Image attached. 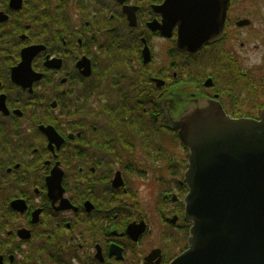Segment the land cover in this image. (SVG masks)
Returning a JSON list of instances; mask_svg holds the SVG:
<instances>
[{
	"label": "flooded vegetation",
	"instance_id": "af4514ba",
	"mask_svg": "<svg viewBox=\"0 0 264 264\" xmlns=\"http://www.w3.org/2000/svg\"><path fill=\"white\" fill-rule=\"evenodd\" d=\"M165 2L0 0V264H170L186 250L189 151L162 102L173 118L215 100L259 119L264 0H229L222 35L194 54L157 28ZM152 173L165 186L149 211L130 178Z\"/></svg>",
	"mask_w": 264,
	"mask_h": 264
},
{
	"label": "water",
	"instance_id": "95a60500",
	"mask_svg": "<svg viewBox=\"0 0 264 264\" xmlns=\"http://www.w3.org/2000/svg\"><path fill=\"white\" fill-rule=\"evenodd\" d=\"M229 0H166L165 36L194 54L224 30ZM170 126L189 150L184 181L188 248L170 264H264V109L259 119L232 118L214 100H195ZM142 227L140 232H143Z\"/></svg>",
	"mask_w": 264,
	"mask_h": 264
},
{
	"label": "rangeland",
	"instance_id": "374dc122",
	"mask_svg": "<svg viewBox=\"0 0 264 264\" xmlns=\"http://www.w3.org/2000/svg\"><path fill=\"white\" fill-rule=\"evenodd\" d=\"M156 46V56L158 59H161V61H164L166 64L169 63L168 61V55L167 51L169 48L174 47V44L171 41H162V42H157L155 43ZM251 53L249 56L246 58V64L251 65L254 62L258 61L256 57H259L263 51L261 49L258 51V49L250 50ZM258 51V52H257ZM197 64L198 63H203V57H200L197 61H195ZM205 66L202 65V67L199 69V74L202 75L205 73ZM180 157H182V149L178 150ZM154 173L149 174L145 178H130V181H133L135 185L137 186L138 190L140 191V195L142 196V199L146 201L147 203V208L150 207L149 211L156 205V201L158 200L157 197H159L160 191L164 188L165 185H160V183H157L155 181V178L153 177ZM160 217L159 219H155V222H159L157 225H160ZM153 223V222H152ZM162 226V223H161ZM149 236L151 238L153 237L152 241L151 238L146 240V244L150 245H156L157 242L155 240V234L152 233Z\"/></svg>",
	"mask_w": 264,
	"mask_h": 264
},
{
	"label": "trees",
	"instance_id": "16d2710c",
	"mask_svg": "<svg viewBox=\"0 0 264 264\" xmlns=\"http://www.w3.org/2000/svg\"><path fill=\"white\" fill-rule=\"evenodd\" d=\"M202 67V64L200 65V64H197L194 68H195V70H199L200 68ZM262 108H260L259 110H261ZM243 111H246L247 109H242ZM252 110V109H251ZM243 116L244 117H248V115H245V114H243ZM181 146H182V144H181ZM181 175H182V172H181Z\"/></svg>",
	"mask_w": 264,
	"mask_h": 264
}]
</instances>
